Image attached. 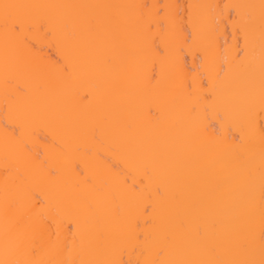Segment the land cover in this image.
<instances>
[{"label": "snow or ice", "instance_id": "1", "mask_svg": "<svg viewBox=\"0 0 264 264\" xmlns=\"http://www.w3.org/2000/svg\"><path fill=\"white\" fill-rule=\"evenodd\" d=\"M0 264H264V0H0Z\"/></svg>", "mask_w": 264, "mask_h": 264}, {"label": "bare ground", "instance_id": "2", "mask_svg": "<svg viewBox=\"0 0 264 264\" xmlns=\"http://www.w3.org/2000/svg\"><path fill=\"white\" fill-rule=\"evenodd\" d=\"M16 2L25 3H50V2H80V0H16ZM107 2H132V0H107ZM135 2H145V0H135ZM149 3H155L156 0H147ZM165 3H175L177 0H164ZM182 5L191 4H217V3H259V0H178ZM0 106H2V97H0ZM3 139V130L0 129V143ZM3 177L0 175V183Z\"/></svg>", "mask_w": 264, "mask_h": 264}]
</instances>
